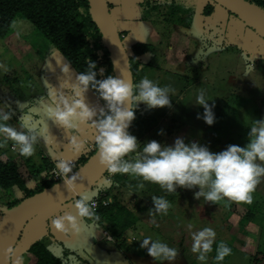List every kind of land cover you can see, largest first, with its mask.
<instances>
[{"label": "rangeland", "instance_id": "1", "mask_svg": "<svg viewBox=\"0 0 264 264\" xmlns=\"http://www.w3.org/2000/svg\"><path fill=\"white\" fill-rule=\"evenodd\" d=\"M137 1L112 0V7H121L120 14L118 9L114 10L117 19L112 15L119 31L124 34V45L129 57L133 44L137 42L154 46L150 52L141 56L135 82L147 76L160 86H168L172 106L151 108L143 102L139 103L136 108L150 122L143 125L146 130L141 134H132L141 143L155 139L169 145L174 143L176 137H183L186 143L197 141L207 145L211 151L223 150L229 144L245 145L249 127L257 120L264 121V38L215 0H158L167 3L159 8L156 18L147 19L146 23L137 19L145 11V7L142 12L138 9ZM175 7L174 15L169 17L167 13L172 14ZM163 34H167L164 40ZM64 64L70 66L68 75L61 72ZM76 75L77 72L65 56L54 49L34 25L22 16L15 18L7 40L0 37V107L13 111L15 118L11 117L9 123L18 130L25 128L38 132L36 151L32 156L20 155L18 148L14 149L13 142L9 140L0 144V162L6 161L8 157L14 158L30 187L34 186L31 170L41 169L44 161L50 157L49 148L58 154L56 158H50L52 167L59 159H72L75 161L73 172L83 155L90 150L93 128L76 122L84 146L79 152H73L69 147L71 133L64 130L65 142L62 144L56 140L48 142V132L38 117L39 98L48 95L51 88L59 89L64 80L75 82ZM201 90L206 91L209 104L214 105L216 119L212 125L197 118V113H203V107L195 103V96ZM62 91L71 93L70 88ZM86 96L90 106L97 109L100 104L103 106L90 89ZM119 174L115 182L112 176H104L83 194L90 197L95 194L93 189L99 187L104 190L103 187H110L108 201L114 204L117 198L138 216L139 221L124 236H120L119 242L116 240L117 234L112 230L116 229V224L110 222L102 229L98 227L106 237L113 236V240H103L90 248L91 260L87 259L90 254L76 251L84 256V261H79V264H115V254H119V251H111L109 257V254H105L109 252L108 246H134L131 251L139 253L137 257L133 252L125 249L122 251L136 260L137 264H217L213 259L215 242L208 260H197V254L191 251L192 241L187 229L189 223L193 225L191 231L205 226L212 227L216 232V241H224L234 249L233 253L231 251L225 257L227 261L219 264H264V178L251 194V203L231 201L228 198L213 203L202 197H194L193 193L199 190L198 187L178 188L176 192L168 193L158 184L143 181L140 177ZM43 175L38 176L39 181H42ZM22 196L16 188L8 191L0 189V210H5L8 203ZM153 196H164L171 204L167 214L153 211L155 222L148 214V209L154 207L151 199ZM67 204L49 213H56L67 207ZM44 214L37 215L27 223L19 248L16 246V250L18 248L20 251H16L12 262L17 261L21 251L26 254V248L36 240L44 241L63 260L68 248L64 245H70L71 240L68 236L55 234L51 223L53 217L44 221ZM2 218L0 216V222ZM38 225L39 232H43L46 225L47 234L51 230L45 240L41 234L35 235L30 230ZM145 235L177 248V258L173 261H156L149 256L146 249L140 248L139 241ZM22 257L28 260L27 264H35V256L30 255L28 259L26 254Z\"/></svg>", "mask_w": 264, "mask_h": 264}, {"label": "clouds", "instance_id": "2", "mask_svg": "<svg viewBox=\"0 0 264 264\" xmlns=\"http://www.w3.org/2000/svg\"><path fill=\"white\" fill-rule=\"evenodd\" d=\"M70 70L68 64L61 68L65 75ZM97 77V64L89 59L86 70L77 73L75 82L64 80L59 89L51 88L48 91L47 114L56 125L71 133L69 147L73 152H79L84 146L76 123L78 121L94 129L96 151L109 173L140 177L143 181L158 184L168 193H174L178 188L198 187L199 190L193 193L194 197H202L213 203L223 198L251 203V194L264 178V121L257 120L249 127L245 145L229 144L220 151H211L207 145L197 141L186 143L183 137H176L170 145L161 144L155 139L141 143L129 131L136 118L135 108L141 102L151 108L171 107L169 87L160 86L147 76L135 83L122 76ZM64 88H70L71 93L62 91ZM90 88L104 102L98 109L87 102L86 93ZM195 103L203 107V113H197V118L212 125L216 119L214 105L209 104L205 90L196 94ZM13 114L12 110L6 111L0 107V144L11 140L13 148H18L20 155L30 157L36 151L38 132L35 129L18 130L9 123ZM47 139L51 142L50 136ZM53 173L75 195L69 206L74 205L76 214L65 210L53 217L52 226L65 234L78 233L79 218L96 217L95 204L86 194H79V176L73 172L69 160H57ZM151 199L154 207L148 209V214L155 222L153 211L167 214L171 204L164 196H153ZM192 228L193 225L189 223L187 229L192 241L191 251L197 254V260H208L214 242L213 259L217 264L231 254L232 250L226 242L216 241V232L212 227L205 226L196 231H191ZM139 242L140 248L146 249L156 261H173L177 258L178 249L165 241L145 235ZM15 252L11 245L5 249L9 260L13 259ZM13 264H18V261Z\"/></svg>", "mask_w": 264, "mask_h": 264}, {"label": "trees", "instance_id": "3", "mask_svg": "<svg viewBox=\"0 0 264 264\" xmlns=\"http://www.w3.org/2000/svg\"><path fill=\"white\" fill-rule=\"evenodd\" d=\"M248 1L264 12V0ZM137 2L138 9H140L141 12L142 8L145 7V11L142 12L140 18H137L142 21L156 18V14L159 13V8H163L167 3L158 0H138ZM109 8L112 12L113 7L111 3H109ZM175 10L176 7L172 9V14L167 13V15H174ZM228 12L231 13L230 11ZM17 16H22L34 25L39 33L49 41L51 46L65 56L77 73L85 71L87 63L89 59H91L97 64L98 79H103L107 75L116 76L112 57L96 25L88 0H0V37L2 39L7 40L10 36L12 24ZM168 26L171 27L173 25ZM120 35L124 43V34L120 32ZM163 37L166 38L167 34H163L162 38ZM153 47L152 44L142 42L133 44L130 63L134 83L138 73L141 56L150 52ZM90 90L96 95L94 89L90 88ZM99 100L104 104L103 100ZM135 113L136 118L132 121L129 131L131 133L138 132L141 134L146 130V127L143 129V125L148 124L150 121L141 114L140 109L135 108ZM95 151L96 148L94 145V149L90 150L80 159L76 170L81 167ZM52 166L50 157H48L47 160L44 161L41 169L36 171L31 170L34 186L30 187L20 173L19 166L14 158L8 157L6 161L0 162V189L8 191L16 188L23 194L22 198L8 203L5 210L17 205L25 198L33 196L56 184L57 181L54 180L51 173ZM40 174H44L42 181L38 179ZM109 176H112V181H114L115 178H119L120 174L107 172L106 178ZM103 188L106 192L105 199L110 198V187ZM115 200L114 204L109 203L106 206L101 204L93 220L97 221L103 228L106 227L107 224H110V222L116 224V237L120 238L128 229L136 226L139 218L128 210L124 204H121L117 198H115ZM71 202L72 201L68 202V204ZM5 210H0V216H3ZM21 240L20 238L19 243ZM214 245L216 246V244ZM233 252L234 249H232V253ZM27 253L36 257V264H62L61 257L55 255L42 240L33 241ZM226 261L227 259L225 258L223 262L225 263Z\"/></svg>", "mask_w": 264, "mask_h": 264}, {"label": "water", "instance_id": "4", "mask_svg": "<svg viewBox=\"0 0 264 264\" xmlns=\"http://www.w3.org/2000/svg\"><path fill=\"white\" fill-rule=\"evenodd\" d=\"M215 1L264 38V12L257 6L248 0ZM88 2L96 25L112 57L116 76L133 81L130 57L114 21L108 0H88ZM49 152L50 157L56 156V152L52 148H49ZM107 172L106 166L101 163L99 155L95 151L81 167L74 171L79 176L77 181L79 194L92 188ZM74 198H76L75 195L67 190L64 181L61 180L8 209L0 222V264H13L12 260L8 259L5 249L9 245L16 248L25 226L31 219L41 213L57 209Z\"/></svg>", "mask_w": 264, "mask_h": 264}, {"label": "crops", "instance_id": "5", "mask_svg": "<svg viewBox=\"0 0 264 264\" xmlns=\"http://www.w3.org/2000/svg\"><path fill=\"white\" fill-rule=\"evenodd\" d=\"M108 2L111 3L112 0H111V2L110 1H108ZM120 8L121 7L119 5H116V7L113 6V8H112V14L114 16L116 15L115 12H114V10H116V9L119 10V14H120ZM115 18L117 19L116 16H115ZM141 22L142 23L143 22L146 23V21H141ZM146 27H149V26H147V24H146ZM148 29L149 28H147V30ZM159 43H160V37H159ZM37 104L39 105V108H38L39 116L38 117L41 119V121H42L45 129L48 132V135L51 137V140L52 141L53 140H56L59 144H62L63 142H65V140H64L65 137L63 136V133H64V130L65 129L63 127H60V126L56 125L53 122V120L49 118V116L47 114V107H48V104H49V102L47 100V94L41 96L39 98ZM100 107H101V104H100ZM12 117L15 118V114H13ZM94 145H95V139H94V136H93V139L90 141V144H89L90 150H93L94 149ZM48 147H51V146H48ZM90 150H88V151H90ZM87 152L85 154H87ZM57 156H58V154L56 152V156L54 158H56ZM43 157L46 158L45 155ZM50 158H52V157H50ZM70 160H72V159H69V161ZM72 161H74V160H72ZM74 164H75V161H74ZM67 205H68L67 207H65L64 209L59 210L56 213H49V212L45 213L44 214V221H46V219H47V221H49V219H51L54 216L60 215L65 210H70L72 212V214L75 215L76 214V209H75L74 205H71V206H69L70 204H67ZM79 223H80V231L78 233H75V234H72V233L65 234L63 232H60V231H57L56 229H54L55 234L61 235V236L62 235L68 236V238H70V240H71V244L70 245H67V243H66V245H64V246H67L69 249L67 248L66 252H64V255L65 256L63 255V260H62V256H61V263L62 264H79L78 263L79 261H84V256H82V254H80L78 252L76 253V251H78V250L82 251V253L83 252H86L87 254H90V257H87V259L89 258L91 260L92 257H91V252L89 251V249L90 248H93L97 244H100L101 242H104L103 240H107L108 241V239L111 240L112 237H113V236H111L110 238L109 237H106V235H104L101 232V230L98 229V227L101 228V229L103 227L97 221L90 220L89 218H79ZM46 227H47V225H46ZM46 227H45V229H44L43 232L37 231L38 228H39V225L36 226V227L31 228L30 230L33 231L34 234L36 233L35 235L41 234V238H43V240H45L46 236L48 234H51L50 233L51 230L47 234ZM112 230L115 233L116 229H112ZM122 236H124V234ZM119 239L120 238H117L116 240L119 242ZM122 241L124 242V240H122ZM108 247H109V252L108 253H105V254L106 255L109 254L108 255L109 257L111 255V251H114V250L119 251V254H115V258H114L115 259L114 260V263L115 264H126V261L129 262L130 264H137V261L136 260H132L129 256H126L124 254V252L122 251V249H125V250H128L129 252H133V251H131V249L134 246H108ZM18 248H17V250L20 251V249H18ZM28 248H29V246H28ZM28 248H26V249H28ZM20 253L22 255L19 254V257L17 259L18 264H27L28 260L23 259L22 256L23 255L26 256V254H27L28 255V259H29V256L32 255V254H29V253H26L25 254V251H21ZM112 253H113L112 254V258H113L114 257V252H112ZM133 254H134L135 257H137L139 253H134L133 252ZM32 257H34V255H32ZM124 260H126V261L123 262ZM35 264H36V260H35ZM94 264H96V263H94Z\"/></svg>", "mask_w": 264, "mask_h": 264}, {"label": "built area", "instance_id": "6", "mask_svg": "<svg viewBox=\"0 0 264 264\" xmlns=\"http://www.w3.org/2000/svg\"><path fill=\"white\" fill-rule=\"evenodd\" d=\"M70 162L72 165H74V161L70 160ZM54 167H52V169H51V173L53 175V178L57 182L61 181L62 179L60 177L54 175V173H53ZM93 191L95 192V194H93V196H90L89 199L91 202H93L95 204V212H97V210L101 204L106 206L110 202L108 201L109 198L105 199L106 192L103 189H100L99 187H97Z\"/></svg>", "mask_w": 264, "mask_h": 264}, {"label": "bare ground", "instance_id": "7", "mask_svg": "<svg viewBox=\"0 0 264 264\" xmlns=\"http://www.w3.org/2000/svg\"><path fill=\"white\" fill-rule=\"evenodd\" d=\"M7 221V220H6Z\"/></svg>", "mask_w": 264, "mask_h": 264}, {"label": "flooded vegetation", "instance_id": "8", "mask_svg": "<svg viewBox=\"0 0 264 264\" xmlns=\"http://www.w3.org/2000/svg\"><path fill=\"white\" fill-rule=\"evenodd\" d=\"M13 263V262H12Z\"/></svg>", "mask_w": 264, "mask_h": 264}]
</instances>
